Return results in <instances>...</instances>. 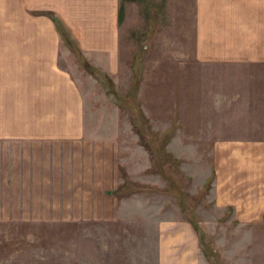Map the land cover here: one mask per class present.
Segmentation results:
<instances>
[{"label":"crops","instance_id":"0c3cea01","mask_svg":"<svg viewBox=\"0 0 264 264\" xmlns=\"http://www.w3.org/2000/svg\"><path fill=\"white\" fill-rule=\"evenodd\" d=\"M191 3L192 56L187 61L211 70L200 74L219 85L207 109L225 128V117H218L225 110L253 109L245 98L252 93L254 71L264 67V0ZM118 4L119 0H0V226L114 223L120 211L143 207L144 203L116 196L115 139L100 131L113 123L99 119L100 114L109 118L113 109L94 106L59 63L68 48L52 19L61 22L81 53L112 74L119 50ZM230 76L240 94L229 104L225 83ZM84 85L89 90L90 79ZM90 114L95 120L87 119ZM201 142L230 146L228 160H220L215 174L216 203L242 208L244 198L250 205L245 209L264 207V184L257 181H263L262 173L255 169L261 157L255 146H264V138L219 134ZM244 182L251 185L249 191L243 198L235 197ZM155 215V264H199L192 223ZM128 220L138 223L141 218ZM0 264L9 262L0 259Z\"/></svg>","mask_w":264,"mask_h":264},{"label":"rangeland","instance_id":"374dc122","mask_svg":"<svg viewBox=\"0 0 264 264\" xmlns=\"http://www.w3.org/2000/svg\"><path fill=\"white\" fill-rule=\"evenodd\" d=\"M191 4V0H119V50L112 74L83 53L76 55L61 37L68 49L60 54L59 63L94 106L99 103L113 109L109 118L100 114L99 119L113 123L100 131L115 139L116 196L144 205L120 211L114 223L2 225L1 260L9 264H155L152 221L158 212V217L161 213L192 223L199 264H264V207L244 208L250 205L243 193L251 186L245 182L240 193L234 194L242 196V208L216 203L215 174L220 160H228L230 146L201 142L219 134L264 138V67L255 70V80L249 82L252 93L245 99L251 103V112L225 110L218 115L227 124L221 128L207 109L218 83L200 76L211 70L187 61L192 56ZM88 79L89 90L84 85ZM234 79L230 76L225 83L229 104L239 99ZM90 115L87 119L95 120ZM255 151L261 153L255 169L263 180L257 181L264 184V146H255ZM229 190L236 191L231 186ZM138 216V223L128 220Z\"/></svg>","mask_w":264,"mask_h":264},{"label":"trees","instance_id":"16d2710c","mask_svg":"<svg viewBox=\"0 0 264 264\" xmlns=\"http://www.w3.org/2000/svg\"><path fill=\"white\" fill-rule=\"evenodd\" d=\"M52 19H53V22L55 24V27L59 31V34L64 39V43L68 47H70L71 51L75 52L76 55H79L80 54L79 48L75 45L73 40L70 38L69 34L65 30V28L62 26L61 22L55 16H52Z\"/></svg>","mask_w":264,"mask_h":264}]
</instances>
